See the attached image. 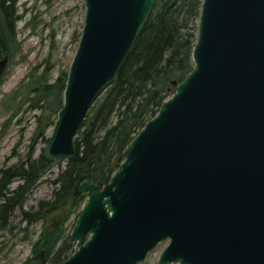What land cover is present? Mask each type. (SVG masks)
Returning a JSON list of instances; mask_svg holds the SVG:
<instances>
[{"label": "water", "instance_id": "water-1", "mask_svg": "<svg viewBox=\"0 0 264 264\" xmlns=\"http://www.w3.org/2000/svg\"><path fill=\"white\" fill-rule=\"evenodd\" d=\"M84 17L42 154L75 155L88 110L115 78L155 0H82ZM192 69L124 147L105 183L81 176L86 200L59 262L264 264V0H202ZM8 56L0 58V77Z\"/></svg>", "mask_w": 264, "mask_h": 264}, {"label": "trees", "instance_id": "trees-1", "mask_svg": "<svg viewBox=\"0 0 264 264\" xmlns=\"http://www.w3.org/2000/svg\"><path fill=\"white\" fill-rule=\"evenodd\" d=\"M201 1L155 0L115 78L85 115L74 137L75 155L66 161V167L54 180L58 188L53 199L40 201L35 210H22L24 220H42L67 204L71 210L77 208L82 196L74 193V187L83 175H91L101 183L109 180L121 161L118 154L131 140L133 132L173 92L172 80H181L192 69L191 52ZM15 3L16 0H0V58L4 55L9 58L18 47L16 23L20 16ZM65 81L63 75L53 83L38 82L31 89L37 102L54 96L60 105L54 111L38 103L31 105V108L49 111L36 117V133L44 141L48 139L44 137L45 130L54 124L62 105ZM32 153L31 149L24 161L0 170V227H5L9 216L22 208L32 186L51 165L42 153L36 158H32ZM15 179L20 183L10 189L9 184ZM62 235L61 228L52 232L47 228L42 230L34 250L40 244L47 257L52 255L51 259L59 262L67 257L70 248L64 241L54 251Z\"/></svg>", "mask_w": 264, "mask_h": 264}, {"label": "rangeland", "instance_id": "rangeland-1", "mask_svg": "<svg viewBox=\"0 0 264 264\" xmlns=\"http://www.w3.org/2000/svg\"><path fill=\"white\" fill-rule=\"evenodd\" d=\"M15 7L20 16L16 23L18 47L9 56L7 68L0 78V170L24 161L31 149L32 158L42 153L46 141L36 133V117L47 115L60 105L54 96L37 102L31 89L38 82L53 83L58 77L67 76L81 34L85 9L82 0H16ZM37 103L49 111L31 108ZM51 127L45 130V138H48ZM140 128L133 132L132 137ZM66 161L51 162L26 195L22 208H17L9 216L6 226L0 227V264H26L40 250L44 251L46 260H51L52 255L47 257L40 244L34 250L35 242L46 228L51 232L57 228L63 230L54 251L66 241L85 203L83 196L79 206L73 210L67 204L42 220L28 222L22 218V210H35L40 201L53 199L58 188L54 180L66 167ZM19 183V180H13L9 188L13 189ZM167 243L157 244L139 264H157ZM68 246L67 255L74 250L73 243Z\"/></svg>", "mask_w": 264, "mask_h": 264}]
</instances>
